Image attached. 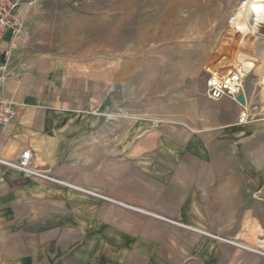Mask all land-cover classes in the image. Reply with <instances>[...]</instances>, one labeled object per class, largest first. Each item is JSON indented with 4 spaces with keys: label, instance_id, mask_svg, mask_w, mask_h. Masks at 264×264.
Wrapping results in <instances>:
<instances>
[{
    "label": "crops",
    "instance_id": "crops-1",
    "mask_svg": "<svg viewBox=\"0 0 264 264\" xmlns=\"http://www.w3.org/2000/svg\"><path fill=\"white\" fill-rule=\"evenodd\" d=\"M88 84L64 79L50 90L49 103L40 85L34 101L25 82L9 80L3 88V96L20 107L14 124L0 132V158L15 162L29 151L37 168L70 185L0 165V191H13L18 211L31 216L34 209L28 219L40 227L13 240L17 255L6 264H250L247 251L226 243L255 246L251 227L261 225L264 232V202L252 194L264 187H252L247 171L219 168L227 157L217 153L218 142L208 147L199 136L197 118L108 124L106 88ZM96 95L99 111L92 115L84 102ZM213 125L205 130L214 131ZM185 226L206 234H190Z\"/></svg>",
    "mask_w": 264,
    "mask_h": 264
},
{
    "label": "rangeland",
    "instance_id": "rangeland-1",
    "mask_svg": "<svg viewBox=\"0 0 264 264\" xmlns=\"http://www.w3.org/2000/svg\"><path fill=\"white\" fill-rule=\"evenodd\" d=\"M28 1L33 5L22 10L24 36L10 62L7 82H25L33 101L34 89L40 85L48 93L44 98L48 103L50 90L64 79L100 82L106 88V99L101 102L106 105L108 124L116 119L129 125L197 118L202 123L196 128L199 136L208 147L218 142L217 153L227 157L219 168L247 171L252 187H264V112L261 119L236 126L239 106L229 99L213 102L206 93V68L227 69L240 49L255 55L250 50L254 38L248 42L242 33L235 35L231 25L246 0ZM256 66L246 79L245 92L253 104L264 107V67L260 62ZM84 103L85 111L98 113L97 95ZM210 121L213 129L218 123L214 131L205 130ZM82 193L96 199L100 198L94 194L107 197L97 191ZM13 194L0 191V264H6L9 255H17L13 240L18 235L40 229L28 219L33 218L34 209L33 216L18 211L11 202ZM252 200L264 202V191L252 194ZM227 241L231 248L247 251L250 264H264V248L258 242L249 247ZM258 241L264 242V237ZM8 244L13 249L3 254Z\"/></svg>",
    "mask_w": 264,
    "mask_h": 264
},
{
    "label": "built area",
    "instance_id": "built-area-1",
    "mask_svg": "<svg viewBox=\"0 0 264 264\" xmlns=\"http://www.w3.org/2000/svg\"><path fill=\"white\" fill-rule=\"evenodd\" d=\"M32 5L33 1L28 0H0V55L4 58V64L0 66V132L9 129L18 117L20 105L13 100L5 98L2 93L7 82L13 52L18 48L19 42L24 36V28L21 21L22 10L25 6ZM4 43H7L6 48H3ZM249 62H251L250 65L253 67L252 69H248L253 72L256 64L254 61ZM248 69L244 64H237L227 69H218L214 66L206 68V93L208 99L213 102H220L224 99H229L237 104L241 108L237 124L241 126L248 125L261 119L264 112V107L253 104L252 99L248 97L245 92V82L248 78ZM239 95H244V105L238 101ZM33 160L34 155L31 152L26 151L15 162H10L0 158V165L18 173H22L27 178L43 180L57 185H67L63 181L37 168L34 165ZM94 195L100 199L115 204H121L108 199L105 196L97 194ZM121 205L126 206L123 204ZM126 207L137 212H144L134 207ZM158 218H161V220L169 222L173 225H180L179 223L166 218ZM182 226L184 227V225ZM185 227L191 231H198L192 227ZM198 232L206 234L202 231ZM232 244L236 245L235 243ZM242 248L249 249L245 246H242Z\"/></svg>",
    "mask_w": 264,
    "mask_h": 264
},
{
    "label": "bare ground",
    "instance_id": "bare-ground-1",
    "mask_svg": "<svg viewBox=\"0 0 264 264\" xmlns=\"http://www.w3.org/2000/svg\"><path fill=\"white\" fill-rule=\"evenodd\" d=\"M231 25L234 34L242 33L248 42V39L250 37L254 38L255 41L250 43V50L255 55H251L245 50L240 49L236 54L234 61L231 62L229 67L237 64H244L247 69H252L253 66L250 65L251 62H249L248 59H251L252 61L254 60L257 63L260 62L264 67V0H246L245 2H243L237 12L234 14V18L231 20ZM235 35H233V37ZM254 67L255 69L257 68L256 65ZM251 74L252 71L248 69V77ZM251 231L256 236L258 245L261 248H264V242L258 241L257 238L264 235L261 225L253 224L251 227Z\"/></svg>",
    "mask_w": 264,
    "mask_h": 264
},
{
    "label": "water",
    "instance_id": "water-1",
    "mask_svg": "<svg viewBox=\"0 0 264 264\" xmlns=\"http://www.w3.org/2000/svg\"><path fill=\"white\" fill-rule=\"evenodd\" d=\"M238 101H239L242 105H244V104H245L244 95H239V96H238Z\"/></svg>",
    "mask_w": 264,
    "mask_h": 264
},
{
    "label": "trees",
    "instance_id": "trees-1",
    "mask_svg": "<svg viewBox=\"0 0 264 264\" xmlns=\"http://www.w3.org/2000/svg\"><path fill=\"white\" fill-rule=\"evenodd\" d=\"M20 183V182H19Z\"/></svg>",
    "mask_w": 264,
    "mask_h": 264
}]
</instances>
